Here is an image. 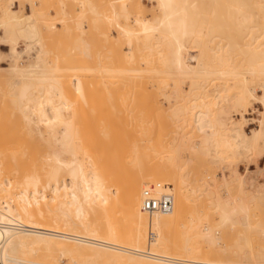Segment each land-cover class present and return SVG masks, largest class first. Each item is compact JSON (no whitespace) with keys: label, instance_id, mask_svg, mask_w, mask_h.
I'll list each match as a JSON object with an SVG mask.
<instances>
[{"label":"bare ground","instance_id":"6f19581e","mask_svg":"<svg viewBox=\"0 0 264 264\" xmlns=\"http://www.w3.org/2000/svg\"><path fill=\"white\" fill-rule=\"evenodd\" d=\"M153 1L157 10L154 17L146 20L134 12L136 33L132 25L116 21L130 46L142 34L145 44L153 40L152 48H156L151 54L157 59L150 69L157 79L152 94L154 89L162 91L168 114L152 95L155 113L150 130L155 138L149 155L163 154L168 148L171 157L188 139L190 149L208 158L212 166L220 165L221 179L215 173L210 179L203 175L198 189L210 199L207 208L216 219L209 214L203 219L191 215L187 223L179 222L184 230L182 237L172 239L160 226L153 227L155 235L151 231V236L149 225L143 222L130 225L129 220L113 221L97 215L101 205L123 198L115 210L106 213L124 217L122 214L130 208L143 209V197L135 199L136 192L131 189H102L95 175L85 172L74 147L73 125L65 116L73 100L55 77L63 68L51 66L46 53L55 26L47 23L49 14L42 19L33 4L27 14L15 8L16 0H6L0 6V46L8 50L0 51V61L2 55L10 61L0 66V77L6 76L11 88L19 86L13 106L26 133L31 136V125L36 124L46 137L39 133L42 144L36 159L28 158L33 163L30 171L20 165L16 152L0 159V264H264V181L255 183L238 169V162L255 152L258 138L264 134V0H228L225 6L233 11L228 17L231 24L226 25L234 35L223 44L221 37L212 34L216 26L207 22L208 4L204 0ZM88 2L86 5L91 6ZM127 6V0L112 3V16L122 13L127 18ZM254 8L258 9L257 19ZM61 11L55 10L59 17L55 18L63 22L67 13ZM201 36L203 44L198 46ZM33 49V60L20 63ZM214 74L230 75L236 81V90L229 93L224 83H214L208 90L203 80ZM185 77L190 80L188 89ZM32 82L38 89L34 94L29 93ZM73 83L81 94L80 82L73 79ZM251 100L262 110L259 127L249 135L244 128V113ZM227 114L230 121L223 118ZM167 117L176 123L169 145L156 136L159 120L165 122ZM187 127L197 131V140L184 132ZM17 132L14 136L21 140ZM26 152L20 155L33 156ZM66 154L71 158H65ZM178 160L176 170L181 173L190 160ZM178 183L186 185L183 175L166 181L172 190L164 195L170 196L172 203L192 201L190 196L180 200ZM149 193L159 196L153 190ZM252 204L259 207L257 215L251 210ZM154 213L160 219L164 211Z\"/></svg>","mask_w":264,"mask_h":264},{"label":"rangeland","instance_id":"374dc122","mask_svg":"<svg viewBox=\"0 0 264 264\" xmlns=\"http://www.w3.org/2000/svg\"><path fill=\"white\" fill-rule=\"evenodd\" d=\"M87 1L16 0L14 5L16 9L19 8L29 14L30 5L33 4L36 10L41 12L40 17L46 20L49 14L47 23L55 26L54 31L52 30L54 33L51 31V35L53 33L55 37L52 35L51 47L46 53L51 66L63 68L60 73L55 74V77H58L57 79L65 86V94L73 100V105L65 111V116L73 125L76 134L74 147L78 159L85 167V172L94 174L101 183L102 189L135 190L137 200H142L145 190L148 192L153 190L159 196H163L172 190L171 187L166 186V181L175 177L178 179L183 175L186 185L179 186L180 183H178L177 194L180 193L182 196L180 200H183L184 196L192 198V201L173 202L172 207L165 210L160 219H156L154 210L134 211L131 208L127 213L122 214L125 215L124 217L117 213L109 216L106 212L115 210L123 198L101 205L102 207L97 209V215L102 219L113 221L129 220L130 225L143 222L149 225L150 233L154 232V226H160L165 229L166 236L179 239L184 231L179 222L187 223L189 216L203 219L204 215L209 214L211 219H216V215L208 209L210 199L206 193L198 189L203 181V175L210 179L214 175L212 173H215L217 179L220 180L222 168L219 167L220 165L212 166L208 158L190 149L188 139L183 142L182 149L172 152L171 157H168V148L164 151L167 152L166 154H156L154 157L149 155V146L153 144V138H155L150 130V123L153 121L151 117L155 113L152 107L153 96L157 98V101L159 100L158 105L165 111V115L168 114L166 111L168 104L161 95L162 91L154 89L156 96L152 94V86L157 85V79L153 77L150 69L152 70L155 66L157 59L151 54L156 52V48H152L153 40L145 44L142 34H139V39L133 41V45L130 46L116 21L132 25L136 33L138 29L134 25V12H139L146 20L154 17L157 13L154 7L155 2L153 0H127L129 15L124 18L122 13H119L117 17H113L111 13L112 3L118 5L120 0H89L94 8L87 6ZM247 1V3L254 2V0ZM204 2L208 4L207 22L216 26L212 34L221 37L222 44L226 43L227 38L234 35L230 29L231 26L229 25L230 28H228L229 26L226 25L230 19L228 18L231 14L229 11H233L225 6L229 3L228 0H204ZM4 3L6 0H0V6ZM55 10L67 13L65 21L57 19L59 17L56 13L59 12L55 13ZM252 12L257 19L258 9L254 8ZM221 30L225 31V34H220ZM203 40L201 36L197 43L198 46L203 44ZM244 40H248V37ZM19 48H22V45ZM7 50L5 46H0V51L6 52ZM35 55L34 49L28 55L25 53L20 63L25 65L27 60L31 62L33 60L31 57ZM5 58V55H2L0 66H6L10 61ZM202 78L205 77L202 76ZM6 79V76L0 77V159H6L12 152H16L21 161L20 165L25 166V171H30L33 165L32 160L36 159L37 150L41 148L42 138L39 133L44 134L43 128L33 124L31 125L33 134L30 136L26 133L13 106V97L19 92V86L11 88ZM73 79L80 82L81 94L75 91ZM171 82L169 81V84L172 85ZM203 82L207 84L208 90H212L214 83H224L229 87V93L236 90V81L230 75H210ZM184 85L187 89L190 88L189 78H184ZM37 90L36 83L32 82L29 93L34 94ZM253 90L257 94L255 85H253ZM260 110H262L261 105L251 100L244 113L246 119L244 128L249 135L252 130L259 127ZM168 118L165 122L159 120L156 133L157 140H165L167 145L173 142L176 130V123ZM223 118L227 121L231 120L230 114L223 115ZM15 130L18 131H16L17 134L21 136L18 139L21 140L15 138ZM184 132L192 140H197L198 133L195 129L187 127ZM43 136L46 137L45 134ZM263 140L264 134L258 138L254 152L256 155L252 153L247 159L243 158L238 162L240 173L247 175V178L255 183L264 181ZM26 151L33 156L28 157ZM22 152L27 154L20 155ZM63 156L67 159L71 158L67 154ZM178 158L190 160L181 173L176 170L177 165L180 164ZM251 210L257 215L258 205L252 204ZM127 215L131 217L125 218ZM167 228L171 230L170 233L166 231ZM153 234L155 235V232ZM153 234L150 235L153 236Z\"/></svg>","mask_w":264,"mask_h":264},{"label":"built area","instance_id":"2783aa9c","mask_svg":"<svg viewBox=\"0 0 264 264\" xmlns=\"http://www.w3.org/2000/svg\"><path fill=\"white\" fill-rule=\"evenodd\" d=\"M142 207L145 210H168L172 207V198L168 195L154 196L148 191L143 192Z\"/></svg>","mask_w":264,"mask_h":264}]
</instances>
